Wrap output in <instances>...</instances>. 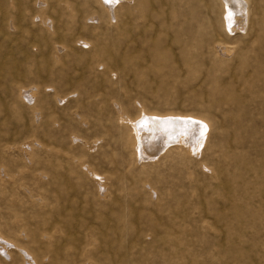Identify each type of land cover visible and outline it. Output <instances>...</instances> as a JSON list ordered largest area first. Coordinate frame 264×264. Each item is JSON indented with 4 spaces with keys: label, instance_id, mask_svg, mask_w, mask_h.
<instances>
[{
    "label": "rangeland",
    "instance_id": "obj_1",
    "mask_svg": "<svg viewBox=\"0 0 264 264\" xmlns=\"http://www.w3.org/2000/svg\"><path fill=\"white\" fill-rule=\"evenodd\" d=\"M32 2L7 0L9 10H24V17L17 13L7 19L0 7V236L6 240L0 264H264V230L238 236L215 217L229 207L228 184L209 177H199L197 186L191 181L198 162L216 158L225 164L230 152L258 167L262 156L255 160L259 145L253 146L250 136L253 128L264 132V124L252 123L245 111L234 121L236 113L221 118L208 108L199 86L202 74L180 79L168 91L147 75L120 79L103 74L101 66L84 75L64 57L65 49L55 47L64 42L62 21L49 10L51 15L42 13L54 21V31L47 30L41 22L45 16ZM123 13L118 4L113 40L137 34V29L129 34L132 24ZM79 29L72 37L83 36ZM72 76L91 82L86 84L90 95L101 88L123 90L132 106L140 104L147 114L214 115L221 129L211 135L202 159L172 149L142 167L115 143V130L98 121L96 111H84L79 102L87 94L75 90ZM17 85L33 103L15 99Z\"/></svg>",
    "mask_w": 264,
    "mask_h": 264
},
{
    "label": "bare ground",
    "instance_id": "obj_2",
    "mask_svg": "<svg viewBox=\"0 0 264 264\" xmlns=\"http://www.w3.org/2000/svg\"><path fill=\"white\" fill-rule=\"evenodd\" d=\"M33 2L38 6L40 14H45L49 10L62 21L63 27H60V30L63 28L61 35L64 42L55 47L60 52L65 49L67 53L64 57L70 58L68 60L77 64L78 68L80 66L84 75L101 66L103 74L113 72L115 78L118 74L120 79L126 74L133 78L147 75L160 81L168 91L174 88L178 80L202 74L199 86L205 90L208 108L218 112L221 118L229 113L232 116L236 113L232 117L234 121H240L241 112L245 111L244 114L249 115L252 123L263 126L264 0H33ZM118 4L124 9V17L131 21L132 28L128 31L129 34L133 30H138L136 36L135 31L130 36L127 34L124 41H117L116 37L113 40V31L110 29L112 20L115 24L118 21L116 14ZM7 6V0H0V7L6 12L2 14L10 16L7 19L15 18L17 13L20 16L23 14L24 10L12 11ZM44 16L41 19L44 28L53 30L54 21L49 16ZM76 26L83 31L82 37H72ZM53 34L51 33V36ZM83 44L87 45L86 49H82ZM66 46L69 51H66ZM50 48L52 49L51 46ZM120 64L123 69L119 67ZM99 77L97 76V79ZM74 80L75 90L78 88L81 93L87 94L83 100L80 99L82 102H79L84 111L88 115L92 110L96 111L97 120L103 121L105 127L115 130V143L119 144L121 150L127 151L135 164L141 162L142 167L158 160L167 150L172 149L180 150L184 156L196 158L201 156L202 159L206 148L210 147L208 145L211 135L219 134L221 129V121L214 115L207 117L196 116L198 114L195 113L170 111L155 114L149 111L147 114L140 104L139 107L135 104L132 106V102L123 95V90L110 89L105 93L106 89L103 87L104 89L97 90L98 93L90 95V87L88 91L86 84L91 82L87 80L88 83H85V80L81 81L79 78ZM105 84L102 83L107 86ZM13 91L15 99H23L30 104L34 102L33 97L25 95L27 90L22 86L17 85ZM110 92L114 94L118 92L122 97L112 99ZM15 101H12L13 105L16 104ZM131 107H134L133 111L129 109ZM242 117L241 115V119ZM250 137L253 146L255 143L259 145L254 146L256 149L258 147L255 153L258 156L255 160L262 156L258 167L230 152V160L225 164H220L216 158H210L209 163L198 162L199 170L196 171V177H192L191 180L194 186L199 185V177H209L212 179L211 182L221 178L228 184L231 192L227 200L229 207L225 211L215 212V217L226 220L227 229L233 230L238 236H256L259 230H264V132L253 128ZM73 139L83 142L80 137L74 136ZM205 169L208 171L207 175ZM147 173L145 174L148 175ZM4 243L6 240L0 236V250Z\"/></svg>",
    "mask_w": 264,
    "mask_h": 264
}]
</instances>
